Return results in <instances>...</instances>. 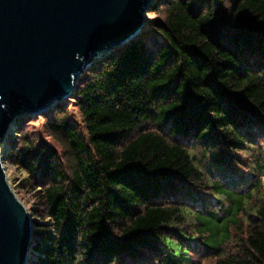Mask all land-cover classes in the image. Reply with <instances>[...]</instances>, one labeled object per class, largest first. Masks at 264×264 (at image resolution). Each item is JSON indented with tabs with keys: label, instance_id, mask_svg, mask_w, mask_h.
I'll use <instances>...</instances> for the list:
<instances>
[{
	"label": "trees",
	"instance_id": "16d2710c",
	"mask_svg": "<svg viewBox=\"0 0 264 264\" xmlns=\"http://www.w3.org/2000/svg\"><path fill=\"white\" fill-rule=\"evenodd\" d=\"M148 11L79 78L83 131L67 99L39 114L50 140L16 120L32 264H264V0Z\"/></svg>",
	"mask_w": 264,
	"mask_h": 264
},
{
	"label": "water",
	"instance_id": "95a60500",
	"mask_svg": "<svg viewBox=\"0 0 264 264\" xmlns=\"http://www.w3.org/2000/svg\"><path fill=\"white\" fill-rule=\"evenodd\" d=\"M155 2L0 0V264L34 260L32 213L5 168L16 120L70 98L95 60L142 31Z\"/></svg>",
	"mask_w": 264,
	"mask_h": 264
},
{
	"label": "rangeland",
	"instance_id": "374dc122",
	"mask_svg": "<svg viewBox=\"0 0 264 264\" xmlns=\"http://www.w3.org/2000/svg\"><path fill=\"white\" fill-rule=\"evenodd\" d=\"M158 16H159V14H153V13H150V11H147V14H146L147 23H146V25L150 24L151 21L154 18H158ZM145 29H147V27ZM146 32H148V31H145L144 35H146ZM64 105L68 109L69 115H70L72 121L74 122V124L81 131H83L84 127L82 125L83 123L81 120V114L79 113V111L77 109L76 103L72 100V98H70V99H67L64 101ZM45 120H46V118L43 117L42 115H39V114L31 115L30 117H28V119L21 122V124H22L21 131L28 130L29 134L32 137H36V138L42 137V138H45L46 140H50L49 135H47V132L45 130ZM16 128H17V126H15L12 129L11 136L16 135L18 133ZM5 168H6V172H7V177L9 179V182L11 183L12 188L17 193L19 198L23 201V203H25L29 212L32 213L33 219L38 220L37 216H33V207L35 206V201H36L35 193L40 189V186L36 187L35 189H31L30 187H27L26 181H28L29 175L23 168L19 167L18 165H15V164L9 162L8 160H6L5 161ZM262 180L264 182V175L262 176ZM32 253L35 254L34 249L32 250Z\"/></svg>",
	"mask_w": 264,
	"mask_h": 264
},
{
	"label": "bare ground",
	"instance_id": "6f19581e",
	"mask_svg": "<svg viewBox=\"0 0 264 264\" xmlns=\"http://www.w3.org/2000/svg\"><path fill=\"white\" fill-rule=\"evenodd\" d=\"M6 148V144H5V142H3V143H1L0 144V150H4ZM8 178V177H7ZM8 181H9V179H8ZM10 183V182H9ZM11 184V183H10Z\"/></svg>",
	"mask_w": 264,
	"mask_h": 264
}]
</instances>
